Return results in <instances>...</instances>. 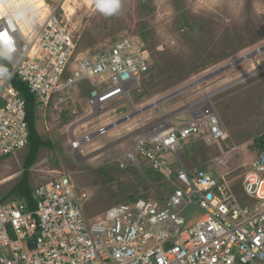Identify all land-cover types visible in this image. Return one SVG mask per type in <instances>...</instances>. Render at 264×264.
I'll return each instance as SVG.
<instances>
[{
	"label": "built area",
	"instance_id": "2783aa9c",
	"mask_svg": "<svg viewBox=\"0 0 264 264\" xmlns=\"http://www.w3.org/2000/svg\"><path fill=\"white\" fill-rule=\"evenodd\" d=\"M88 1L96 7L102 0ZM0 3V160L29 145L16 79L45 108L55 99L63 103L81 82L90 83L85 103L99 121L79 138L72 132L74 152L131 118L102 120L94 113L122 107L138 91L134 86L150 69L146 51L121 40L78 57L76 36L59 14L62 6H50L42 17L26 0ZM189 119L180 128L152 123L119 159L121 168L140 161L158 174L167 186L159 199L118 203L91 220L64 174L31 188L30 202L0 197V264H264V149L247 164L243 203L219 171L187 169L179 159L188 140L225 136L212 109H191ZM192 208L202 217L195 220Z\"/></svg>",
	"mask_w": 264,
	"mask_h": 264
},
{
	"label": "rangeland",
	"instance_id": "374dc122",
	"mask_svg": "<svg viewBox=\"0 0 264 264\" xmlns=\"http://www.w3.org/2000/svg\"><path fill=\"white\" fill-rule=\"evenodd\" d=\"M46 1L51 7L63 3ZM71 2L64 4L66 14L62 10L59 14L76 36V56L92 57L121 40H131L150 57V69L134 86L138 91L130 94V100L122 107L95 112L96 117L122 122L125 116L136 117L149 101H154L150 107H156L160 99L212 76L197 93L205 89L209 98L204 110L214 111L225 136L219 141L188 140L178 157L187 169L219 171L231 180L239 200L248 203L240 186L247 164L259 153L256 143L264 135V0H118L120 7L115 11L111 6L117 0H102L96 7L79 3L67 13L66 5ZM90 89V83L83 81L63 103L55 99L46 108L37 106L36 131L50 146L38 151L30 186L61 174L70 176L86 217L94 220L118 203L159 199L167 186L144 162L128 168L119 164L122 154L135 144V136L129 134L131 123L156 120L159 111L146 112L136 122L127 120L123 131L112 128L108 136L87 144L84 152L71 150L72 132L79 138L93 131L99 121L85 103ZM177 97L169 100L171 108L184 101ZM28 152L29 147L0 160L1 198L15 199L10 191L22 178ZM191 211L195 220L203 215L197 208Z\"/></svg>",
	"mask_w": 264,
	"mask_h": 264
},
{
	"label": "crops",
	"instance_id": "0c3cea01",
	"mask_svg": "<svg viewBox=\"0 0 264 264\" xmlns=\"http://www.w3.org/2000/svg\"><path fill=\"white\" fill-rule=\"evenodd\" d=\"M211 80H213L212 79V76L208 79H206V80H204L201 84H198V85H194L193 87L195 88V89H193V87H191L190 89V91L189 90H186V91H184L183 93H180V94H178L177 96V98H179V100H181L183 97V99H184V101L181 103V104H179V108L177 107V108H171L170 107V104L171 103H169V100H171V99H173V98H171V99H169V100H167V101H163L162 99H160L159 101H157V102H159L158 103V106H156V107H150L152 104H153V102L154 101H149V103H147L146 104V106L147 107H145V109H143L142 110V112L141 113H138V115H136V117H134V116H132L128 121L129 122H131V121H133L135 118L137 119V118H139V116L141 117V116H146V112H149V111H151V112H153L152 114H154L155 113V111L156 112H158L159 111V114H161L160 115V117L158 118V119H156V120H153V121H150V122H148L147 120H144V121H138V119H137V123L135 124V126L134 127H132V125H134L133 123H131V127H129V134H131V135H133V136H136V134H138L142 129H145V128H147L149 125H151L153 122L154 123H156L157 121H164V122H166V123H168L170 126H172V127H174V128H180L181 126H183L185 123H187L190 119H189V110H191V109H194V108H196V107H198V106H201V107H206V106H208V103H207V101H208V98H209V96H207V94H205V89H204V91H201L200 93H197L198 91H200L201 89L203 90V88H205V86L204 87H202L203 85H205V84H207L209 81H211ZM196 86V87H195ZM199 89V90H198ZM195 90V91H194ZM176 97V96H175ZM202 98H204V101H202ZM196 102V103H195ZM193 103H195L196 105H193L192 106V104ZM191 104V105H190ZM133 105V104H132ZM186 105H189L190 106V109H188L187 111L185 110V112H181V113H178V114H176V115H172V113H174V111H176L177 109H180V108H182V107H184V106H186ZM145 118V117H144ZM165 118H166V120H165ZM136 119L134 120V122H136ZM139 119H141V118H139ZM181 119H183L184 121H183V123H180L179 125H177V124H175V121L176 120H178V121H181ZM127 122V121H126ZM126 122L124 121L123 123H120V125H117L115 128H114V130L116 129V130H119V128H120V130L121 131H123V129H125V124H126ZM108 134L106 135V136H108L109 135V132H107ZM74 134H75V132H74ZM111 136V135H110ZM128 137V136H127ZM126 137V138H127ZM125 137H122V139H126ZM121 139V140H122ZM94 140V139H93ZM124 140H122V141H124ZM127 140V139H126ZM92 142V141H91ZM127 142H128V140H127ZM89 144V143H88ZM125 145V143H122L120 146L122 147V146H124ZM88 149V146H87V144L86 145H83L81 148H80V150L79 151H82V152H84V151H86ZM182 151H183V149H181ZM79 151H77V152H79ZM180 152V151H179ZM14 156V155H13ZM37 160V159H36ZM22 173H23V171L21 172V174H20V176H22ZM8 175V174H7ZM16 175H18L17 173H16ZM15 175V176H16ZM15 176H13V177H11V178H15ZM5 177V176H4ZM16 178H18V176L16 177ZM33 174H32V167L30 168V170H29V183L31 184L32 183V181H33ZM7 180V179H6ZM6 180H4V181H6ZM9 180H11V179H9ZM8 180V181H9ZM21 180V179H20ZM19 180V181H20ZM35 180V179H34ZM36 182V181H35ZM19 183V182H18ZM17 183V184H18ZM16 184V185H17ZM40 184V183H39ZM39 184H36V185H34L33 187H35V186H37V185H39ZM15 185V186H16ZM14 188V187H13ZM12 190V189H11Z\"/></svg>",
	"mask_w": 264,
	"mask_h": 264
},
{
	"label": "trees",
	"instance_id": "16d2710c",
	"mask_svg": "<svg viewBox=\"0 0 264 264\" xmlns=\"http://www.w3.org/2000/svg\"><path fill=\"white\" fill-rule=\"evenodd\" d=\"M14 88L20 93L26 104V118L29 126V152L24 163V171L19 183L10 191L11 196L30 202L31 186L29 183V170L34 165L38 151L43 147H49L50 143L43 142L36 131V98L30 93L26 85L19 80L13 82ZM259 151L264 149V135L257 141Z\"/></svg>",
	"mask_w": 264,
	"mask_h": 264
},
{
	"label": "bare ground",
	"instance_id": "6f19581e",
	"mask_svg": "<svg viewBox=\"0 0 264 264\" xmlns=\"http://www.w3.org/2000/svg\"><path fill=\"white\" fill-rule=\"evenodd\" d=\"M10 3H15L16 0H9ZM28 4L33 8V9H38L41 16L44 17L48 10H50V5L47 3L46 0H26ZM69 1V0H63L62 3V9L65 13V7L64 4ZM79 3L90 5L88 0H72V2L69 5H66V11L67 13H72L73 9L75 8V5H78ZM4 6L2 3H0V16L4 12ZM66 14V13H65ZM257 64V63H256Z\"/></svg>",
	"mask_w": 264,
	"mask_h": 264
},
{
	"label": "water",
	"instance_id": "95a60500",
	"mask_svg": "<svg viewBox=\"0 0 264 264\" xmlns=\"http://www.w3.org/2000/svg\"><path fill=\"white\" fill-rule=\"evenodd\" d=\"M232 65H233V64L228 65V66L226 67V69H229L230 67H232ZM256 70H257V68H255L254 71L251 72L250 74L256 72ZM244 78H246V77H242L241 79H244ZM241 79H240V80H241ZM194 85H195V84H194ZM194 85H193V86H194ZM196 85H198V84H196ZM193 86L190 85V86H188V87H184V88L178 90L177 92H174V93H172V94H170V95L164 97L162 100H163V101H167V100H169V99H171V98L177 96L178 94L183 93L184 91L190 89V88L193 87ZM188 106H189V105H186V106H184V107H182V108H180V109L174 111V113H172V115H176V114H178V113L183 112L184 110H186V109L188 108Z\"/></svg>",
	"mask_w": 264,
	"mask_h": 264
},
{
	"label": "clouds",
	"instance_id": "9594fccd",
	"mask_svg": "<svg viewBox=\"0 0 264 264\" xmlns=\"http://www.w3.org/2000/svg\"><path fill=\"white\" fill-rule=\"evenodd\" d=\"M119 7H120V5H119V3H118V0H117L116 3H114V4L111 6V8H112L113 11L118 10Z\"/></svg>",
	"mask_w": 264,
	"mask_h": 264
}]
</instances>
